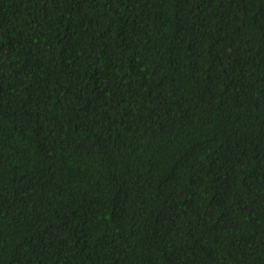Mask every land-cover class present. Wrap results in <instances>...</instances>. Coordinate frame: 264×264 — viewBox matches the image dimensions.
<instances>
[{
    "label": "trees",
    "instance_id": "obj_1",
    "mask_svg": "<svg viewBox=\"0 0 264 264\" xmlns=\"http://www.w3.org/2000/svg\"><path fill=\"white\" fill-rule=\"evenodd\" d=\"M0 264H264V0H0Z\"/></svg>",
    "mask_w": 264,
    "mask_h": 264
}]
</instances>
